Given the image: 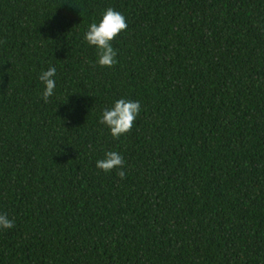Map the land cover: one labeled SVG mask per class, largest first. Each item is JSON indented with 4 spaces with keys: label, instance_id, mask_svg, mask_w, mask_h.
Listing matches in <instances>:
<instances>
[{
    "label": "trees",
    "instance_id": "16d2710c",
    "mask_svg": "<svg viewBox=\"0 0 264 264\" xmlns=\"http://www.w3.org/2000/svg\"><path fill=\"white\" fill-rule=\"evenodd\" d=\"M109 7L100 67L82 37ZM0 213V264H264V0H0Z\"/></svg>",
    "mask_w": 264,
    "mask_h": 264
},
{
    "label": "clouds",
    "instance_id": "9594fccd",
    "mask_svg": "<svg viewBox=\"0 0 264 264\" xmlns=\"http://www.w3.org/2000/svg\"><path fill=\"white\" fill-rule=\"evenodd\" d=\"M127 27L126 17L123 13L109 7L105 9L98 20L87 25L83 33V41L96 51L95 64L100 67H112L117 63V52L112 46V41ZM57 69L49 65L46 70H41L37 79L42 85L40 97L45 103L57 93ZM141 104L138 100L121 97L105 107L99 117L100 124L104 125L113 139H119L132 127L139 115ZM125 161L118 151H105L103 158L96 160V167L104 172L119 169L123 179ZM14 220L6 213H0V229H11Z\"/></svg>",
    "mask_w": 264,
    "mask_h": 264
}]
</instances>
